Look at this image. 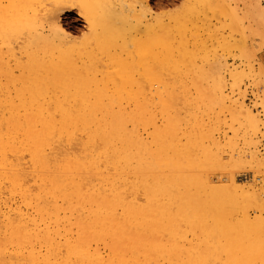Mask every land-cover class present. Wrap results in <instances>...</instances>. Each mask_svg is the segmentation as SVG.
<instances>
[{"label":"bare ground","instance_id":"6f19581e","mask_svg":"<svg viewBox=\"0 0 264 264\" xmlns=\"http://www.w3.org/2000/svg\"><path fill=\"white\" fill-rule=\"evenodd\" d=\"M43 1L0 5V264H264V215L252 214L264 213V193L226 172L264 175L259 119L230 100L246 146L225 154L199 120L194 83L162 77L181 18L146 20L150 0H49L40 10ZM67 12L88 28L82 40L113 50L103 67L86 61ZM16 36L23 61L8 45ZM232 77L239 90L242 75ZM206 85L209 105L228 99L221 80L214 92Z\"/></svg>","mask_w":264,"mask_h":264},{"label":"rangeland","instance_id":"374dc122","mask_svg":"<svg viewBox=\"0 0 264 264\" xmlns=\"http://www.w3.org/2000/svg\"><path fill=\"white\" fill-rule=\"evenodd\" d=\"M15 1L17 0H0V5L5 9H10ZM224 1L225 3L223 6H216L213 4V6L206 10L203 9V2L200 0H150L155 13L153 12V16H149L146 20H150L152 17L158 15H173L179 17L178 19L181 18V20H178L176 26L178 32L173 34V37L169 40L172 54L168 57L162 56L164 59L170 61L168 68L161 71L162 77L165 75H167L164 77L166 79L168 77L169 79L173 77L179 81L178 83H194L195 86L188 87V89H191L190 93L193 94L191 97L194 99L195 103L201 100L204 103H199V120L203 121L205 127L207 126L211 129L213 132L212 134H214V139L219 141L222 146L226 147L225 154H230V149H227V147L231 143H237L240 148L246 146L242 139L245 132L244 127L242 128L241 125L243 119L239 116V121L236 120L237 110L233 103L235 101L236 103L243 102L246 107L252 108L259 119L261 132L258 134L256 150L257 152L259 151L258 154L264 158V37L262 36L264 33L262 34V25L260 26V16L261 13L264 14V0H256V2L255 0H253V2L252 0H249L250 2L248 0ZM244 1L253 6L247 5ZM49 2L50 5H53V3L48 0L45 1L43 5L41 3L36 6H39L38 9L41 8L40 10L48 7L52 9V5V7H44L48 5ZM257 3L258 6H255ZM41 5L43 7H41ZM254 7L257 9H254ZM187 8L190 10H187ZM232 10L237 13V18L232 16ZM256 11L261 12L259 16H257L258 13ZM66 14L67 15L62 17V23L71 33L73 29L70 27L78 30L73 31L72 35L81 40L80 42H82L84 51L89 55L86 61L88 62L89 59L93 58L103 67L101 63L105 65L109 52H113V50L111 48L100 50L97 46V40L94 39L82 40V38H85V35L88 34V28L85 23L81 21L75 12H67ZM184 14L185 16L183 17ZM191 14L194 15L192 16ZM234 18H236V20ZM10 41L8 45L10 48L12 47L11 51L16 48V50H14L16 51L15 54L17 57L19 56L21 60H24L25 58L20 54L19 50L22 45V38L16 36ZM1 50L7 51V47L4 45L0 48V52ZM0 60L6 62L7 58H3L2 53H0ZM150 65H152V63ZM257 70L260 71V74L263 73V75L257 74L259 73ZM140 72L141 70L135 72L130 71L129 74L136 80ZM163 72H166V74ZM233 73L242 75L243 81L240 84L239 90L234 87V83L239 80L232 77ZM112 75H114V73ZM220 80L226 87L225 94L228 96L229 101L226 97L224 103L218 105V103L213 100L209 105L208 103L210 100L208 101V96H202L205 88L207 89L206 83H208V89L214 92V89H216V85L214 86V84L219 83ZM179 86L180 92L185 91L184 86H181V84H179ZM189 95L190 94H188V96ZM260 98H263L262 103ZM230 100H233L232 105ZM230 108L235 110V112ZM182 113H184L182 117L187 116L184 111H182ZM185 118L189 119L188 117ZM235 132H240L237 136L238 138L235 137ZM224 160L228 161L227 158H224ZM224 170L225 169L218 171L215 176H227L224 174ZM228 171V176L236 177L237 180H240V183L244 185L255 184L256 187L258 189L260 188L264 193L263 172H249L250 170L247 168H242V170L238 168L226 169V172ZM259 207L261 210L264 208L262 203H260ZM252 214L264 215V213L260 211H252ZM257 263L258 262H255L254 264ZM218 264H231V262L224 256L219 260ZM238 264H247V262L242 260L239 261Z\"/></svg>","mask_w":264,"mask_h":264}]
</instances>
